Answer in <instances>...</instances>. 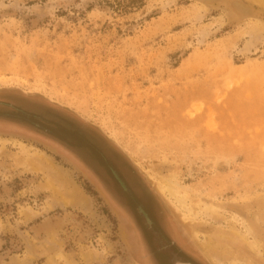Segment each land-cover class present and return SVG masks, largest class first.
Masks as SVG:
<instances>
[{"label": "rangeland", "instance_id": "1", "mask_svg": "<svg viewBox=\"0 0 264 264\" xmlns=\"http://www.w3.org/2000/svg\"><path fill=\"white\" fill-rule=\"evenodd\" d=\"M195 1L0 0V264H264V0Z\"/></svg>", "mask_w": 264, "mask_h": 264}, {"label": "flooded vegetation", "instance_id": "2", "mask_svg": "<svg viewBox=\"0 0 264 264\" xmlns=\"http://www.w3.org/2000/svg\"><path fill=\"white\" fill-rule=\"evenodd\" d=\"M49 142H52V145L60 147L62 145V143L59 141L58 138H54V137H48ZM65 152H63L65 155H67V157H69L70 159H72L74 162L81 164V158H82V153L81 151H70L68 149H64ZM63 150V151H64ZM83 160V159H82ZM88 171H90V169L88 168ZM113 174L115 175V177L117 178L116 180L118 181V184L123 188L122 193L127 192V187L129 188L130 192L132 194L127 195V197L129 199L136 197H144L143 193L141 190H135V188L133 187V184L130 182V186L128 185V182L126 179H129V177H125L122 173H115L112 170ZM127 175V174H126ZM124 179L126 181H124ZM126 187V189H125ZM125 195V194H124ZM122 197V195L120 194V198ZM123 202V201H122ZM128 202V201H126ZM125 202V205L128 206V204ZM149 202V201H148ZM147 200H145L144 202H141V205L137 206L136 210L137 212V218L139 219H143L144 223H145V229H142V233H143V237L147 238V242L148 244H150V241L155 240L156 236L157 238L163 237L164 239H168V243L166 244V246L163 247V249L160 251L161 254H163L166 258H173V254H172V250H174L176 248V238H172V236L170 237L169 235L171 234L169 232V230L167 228H164V225H166L167 227L169 226V224L164 221L162 222V218L161 216L157 215V211L155 206L153 205V203L149 202L148 203ZM143 203V204H142ZM131 206V205H130ZM129 206L128 208V212H129V216L130 218V224H129V228L131 230V232L133 233L134 229L133 227H135L137 230H139V222L138 219L136 218L135 214L132 212V210L130 211L129 209H131V207ZM141 215V217H140ZM166 229V230H165ZM140 231V230H139ZM169 232V234H168ZM161 234V235H160ZM160 235V236H159ZM150 237L154 238V240H151ZM178 258H175L174 260L177 261ZM180 260V259H179Z\"/></svg>", "mask_w": 264, "mask_h": 264}, {"label": "bare ground", "instance_id": "3", "mask_svg": "<svg viewBox=\"0 0 264 264\" xmlns=\"http://www.w3.org/2000/svg\"><path fill=\"white\" fill-rule=\"evenodd\" d=\"M191 1H194V2H197V3H199V4H207L206 2H204V1H202V2H200V1H195V0H191ZM219 1V0H218ZM213 2H215V3H217L215 0L213 1ZM255 2H257L256 0H255ZM259 2V1H258ZM226 3V2H225ZM253 3V2H252ZM263 3V5H264V2H262ZM213 4V3H212ZM218 4V3H217ZM220 4H223L224 5V2H221ZM241 4V3H240ZM257 4H261L260 2L259 3H257ZM208 5V4H207ZM237 5V4H236ZM226 6L229 8V9H232V10H234L233 8H232V6L231 5H227L226 4ZM260 6V5H259ZM260 7H262V5L260 6ZM259 7V8H260ZM204 8H206V7H204ZM253 10V9H252ZM257 11V10H256ZM258 14H259V11H257V13H256V15H255V17L256 16H258ZM237 15V14H236ZM248 16H246V15H244V14H241V17H238V19H241V18H247ZM249 18V17H248ZM15 141V140H14ZM6 142H13V141H11V140H9V139H3V138H0V148H2L5 144H6ZM16 142H20V141H16ZM20 144H22V143H20ZM44 154V153H43ZM26 161V160H25ZM48 161H50V160H48ZM47 162V161H46ZM25 163H23V165H24ZM24 167L26 168V170L27 171H30V172H33V173H35V172H38V171H40L41 170V172L43 171L42 169H45V171L47 172L45 175H46V178H45V184L46 185H42V186H44L45 188H52L53 189V191H54V187H58L59 185L60 186H62V184H63V181H65L66 180V177H65V175L63 174V173H61L59 170H55V169H50L49 168V166H47L46 165V163H45V160L43 159V157L42 156H39V155H31V156H29L28 158H27V161H26V164L24 165ZM52 167V166H51ZM56 168V167H55ZM44 173V172H43ZM67 174V173H66ZM67 176V175H66ZM68 178H69V176H68ZM50 190V189H49ZM162 190V189H161ZM167 190V192H169V194H173L172 193V191L170 190V188H167L166 189ZM56 191V190H55ZM59 191V190H58ZM163 191H165V190H163ZM61 192V191H60ZM54 196L53 197H51L49 200H48V207H50V206H53L54 204H56V203H59V204H62L63 206L64 205H67V204H69V203H71L72 201V198L70 197V196H66V195H60V196H55V194H53ZM57 195V194H56ZM177 200H178V203L180 202V203H182L183 204V200L182 199H180V197L179 198H176ZM184 199V198H183ZM77 205V204H76ZM84 206V205H83ZM65 207V206H64ZM188 208V207H187ZM190 210V209H189ZM213 212V211H212ZM220 212V211H219ZM213 215V214H212ZM222 216V215H221ZM245 229L248 231V233L250 234V235H253L252 234V229L250 228V227H248V226H245ZM228 234V233H227ZM215 240H214V244L213 243H207V241H202V245H205V249H206V252H207V254L208 255H210V256H214V254L216 253L215 252V250L217 249V250H219V245H218V243L217 242H221L222 240H225V241H227V242H232L233 241V238L232 237H230V236H228V235H226V234H221V233H216V236H215V238H214ZM249 243V242H248ZM230 244V243H229ZM254 244V243H253ZM252 245V244H251ZM256 245V244H255ZM261 249V248H260ZM259 250V249H258ZM257 250V251H258ZM223 252V251H222ZM259 252H261V250L259 251ZM236 253V252H235ZM216 255V254H215ZM221 255V254H220ZM237 255V254H236ZM219 256V255H218ZM227 256V255H226ZM239 257V256H238ZM234 258H235V256H234ZM177 264H184V263H177ZM221 264V263H220ZM229 264H235V263H229Z\"/></svg>", "mask_w": 264, "mask_h": 264}, {"label": "water", "instance_id": "4", "mask_svg": "<svg viewBox=\"0 0 264 264\" xmlns=\"http://www.w3.org/2000/svg\"><path fill=\"white\" fill-rule=\"evenodd\" d=\"M178 262V261H177ZM177 262H175V264H177Z\"/></svg>", "mask_w": 264, "mask_h": 264}]
</instances>
